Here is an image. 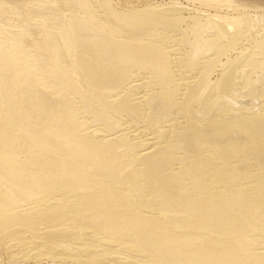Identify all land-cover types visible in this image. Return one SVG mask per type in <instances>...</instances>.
<instances>
[{
    "label": "bare ground",
    "instance_id": "6f19581e",
    "mask_svg": "<svg viewBox=\"0 0 264 264\" xmlns=\"http://www.w3.org/2000/svg\"><path fill=\"white\" fill-rule=\"evenodd\" d=\"M193 1L0 0V264H264V0Z\"/></svg>",
    "mask_w": 264,
    "mask_h": 264
},
{
    "label": "rangeland",
    "instance_id": "374dc122",
    "mask_svg": "<svg viewBox=\"0 0 264 264\" xmlns=\"http://www.w3.org/2000/svg\"><path fill=\"white\" fill-rule=\"evenodd\" d=\"M118 2L120 1V2H128L129 4L131 3V5H134V6H138L139 4L141 5V3H142V0H117ZM159 1V3H164V5H168L170 2H171V0H158ZM174 1H176L177 3H180V2H182V3H180L181 4V6H183L184 7V5H188L189 6V8L191 7V9H190V11L188 10V7L187 6H185V7H187L186 8V10L187 11H189V12H194V11H196V9L198 8V7H200V3L199 2H197V1H193V0H174ZM189 1V2H188ZM195 2V3H194ZM190 3V4H189ZM194 4V5H192V4ZM199 4V5H198ZM194 6V7H193ZM202 6V5H201ZM193 7V8H192ZM203 7V6H202ZM200 7V9H202V10H205V12H204V14H206V13H208L209 11H210V13H213L214 12V9L212 8V9H208L207 10V8H205V7ZM196 8V9H195ZM194 11H193V10ZM199 9V8H198ZM197 9V10H198ZM192 10V11H191ZM206 10L208 11V12H206ZM213 14H215V13H213ZM217 74V73H216ZM215 76V75H214Z\"/></svg>",
    "mask_w": 264,
    "mask_h": 264
}]
</instances>
